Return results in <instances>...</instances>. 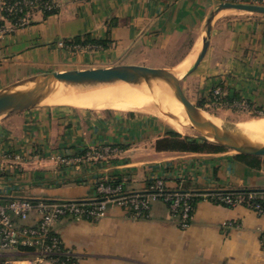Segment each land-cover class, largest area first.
<instances>
[{"label":"crops","instance_id":"obj_1","mask_svg":"<svg viewBox=\"0 0 264 264\" xmlns=\"http://www.w3.org/2000/svg\"><path fill=\"white\" fill-rule=\"evenodd\" d=\"M219 7L216 0H65L57 12L37 14L0 42V89L40 73L121 64L177 71L193 57L190 69L215 14L207 54L184 79L190 85L222 84L229 96L250 101L258 88L256 100L264 102V17L249 20L242 13L218 12ZM86 36L99 48L59 46ZM108 110L116 109L95 113L46 104L1 117L0 203L17 197L93 198L100 182L142 191L156 178L171 189L264 193V157L251 159L227 148L181 150L170 145L172 130L165 126ZM179 134L182 141L203 143L196 135ZM107 144L123 150L109 164L75 159ZM36 222L34 215L22 224ZM55 232L79 264H264V216L246 206L200 201L186 230L160 202L141 219L110 207L99 221L65 219ZM14 254L16 264H28L29 254Z\"/></svg>","mask_w":264,"mask_h":264},{"label":"built area","instance_id":"obj_2","mask_svg":"<svg viewBox=\"0 0 264 264\" xmlns=\"http://www.w3.org/2000/svg\"><path fill=\"white\" fill-rule=\"evenodd\" d=\"M220 3L255 4L264 6V0H216ZM57 7V6H56ZM54 0H3L0 1V37L29 26L36 13L55 12ZM60 47L80 49L94 48L95 44H68ZM222 97V89L215 90ZM123 150L111 144L90 147L75 158L93 165L109 164ZM21 156L16 159L22 160ZM62 163L70 164L65 157L58 156ZM95 196L87 199H44L34 200L17 197L7 203H0V264H16L14 253L29 254L28 264H79V257L67 247L55 232L58 222L99 221L110 207H121L133 219L148 215L152 206L163 203L172 217L178 220L181 229L186 230L194 221L197 204L207 201L229 207L246 206L258 215L264 216V193L258 190H202L190 191L171 189L162 178H156L145 190L126 191L121 183L116 185L100 182ZM36 216L35 224H22ZM17 217L20 223L14 220Z\"/></svg>","mask_w":264,"mask_h":264},{"label":"water","instance_id":"obj_3","mask_svg":"<svg viewBox=\"0 0 264 264\" xmlns=\"http://www.w3.org/2000/svg\"><path fill=\"white\" fill-rule=\"evenodd\" d=\"M224 10L264 15V6L255 4L220 3L218 12ZM215 16L212 15L208 20L203 47L197 60L183 77L178 76L174 69L132 64L40 73L0 89V118L46 105L48 99L70 88H89L123 82L147 86L180 103L187 115L186 128L196 132L199 139L241 155L264 157L263 140L252 137L237 126L215 123L208 117V112L192 102L184 91L182 80L196 71L207 54ZM170 117L175 118L172 115Z\"/></svg>","mask_w":264,"mask_h":264},{"label":"bare ground","instance_id":"obj_4","mask_svg":"<svg viewBox=\"0 0 264 264\" xmlns=\"http://www.w3.org/2000/svg\"><path fill=\"white\" fill-rule=\"evenodd\" d=\"M192 59L193 57L189 58L185 64L176 69L178 76L183 77L189 71L186 72L190 67ZM45 103L47 105H67L97 111L105 109L138 111L144 110L143 107H147L150 112L164 115L173 130L183 133L187 129L185 124L187 115L182 105L173 100H166L160 92L151 90L147 86L131 85L122 82L115 85L89 88H70L59 92ZM171 115L175 118L170 117ZM208 117L215 123L220 124L214 117L209 115ZM237 127L252 137L264 141V118L241 122Z\"/></svg>","mask_w":264,"mask_h":264},{"label":"rangeland","instance_id":"obj_5","mask_svg":"<svg viewBox=\"0 0 264 264\" xmlns=\"http://www.w3.org/2000/svg\"><path fill=\"white\" fill-rule=\"evenodd\" d=\"M3 1V0H0ZM65 0H54L55 2V12L64 4ZM72 1V0H69ZM220 3V2H219ZM57 6V7H56ZM232 13H242V17H248L249 20H251L254 17H264V15L251 13L247 11H237V10H228ZM52 12V13H55ZM51 13V12H50ZM39 13H36V15ZM43 15H46L47 13H41ZM8 35V34H7ZM6 35H3L0 37V42L4 39ZM96 45V44H95ZM94 48H99V46H95ZM81 49V48H80ZM189 79L182 80V85L186 90V93L188 94V97L191 99L192 102H194L196 105L203 108L206 112H208L209 115L217 119L221 125H231V126H238L239 123L249 121L252 119H259L264 118V102H260L256 100V96L259 95L258 93L260 90L258 88L254 89V91L251 93L253 97L251 98L252 101L248 100L245 96H234V101H229V96L227 91L223 90L222 84L214 85H208L205 83H199L195 81L191 83L190 85ZM217 88L222 89V97L217 96L215 94V90ZM166 100H172L168 95L162 94ZM156 101V99H154ZM145 110H135V111H129L125 109H116V110H108L106 112L114 111L117 114L120 115H126V114H133L140 119H148L151 121H154L156 124L160 126H165L169 130H173L169 123L167 122L168 119L157 112H150L147 107H143ZM148 110V111H146ZM103 110L97 111V110H91L90 112L95 113H101ZM105 112V111H103ZM175 131V130H174ZM183 135H196L197 133L194 132L191 129H186L185 132L182 133Z\"/></svg>","mask_w":264,"mask_h":264},{"label":"trees","instance_id":"obj_6","mask_svg":"<svg viewBox=\"0 0 264 264\" xmlns=\"http://www.w3.org/2000/svg\"><path fill=\"white\" fill-rule=\"evenodd\" d=\"M52 13H47L46 15H49ZM68 43L70 44H80V45H87V44H99V42H96L94 40L89 39L87 36L86 37H82V38H77L76 40L73 41H68ZM229 101H234V97H229L228 98ZM168 135L170 136V140H168L169 143H171L170 145H172L173 147H177L180 148L181 150H190V151H216V150H224L225 148L216 144H212L209 143L208 141H203L202 144H199L197 141L193 140L190 141L188 139H186V141H182L180 139L181 135L172 130L168 133ZM251 159H256V157H250ZM96 188V186H94V189ZM247 191V190H245ZM262 203L264 204V201L262 200ZM59 235V234H58ZM60 236V235H59ZM61 237V236H60Z\"/></svg>","mask_w":264,"mask_h":264}]
</instances>
